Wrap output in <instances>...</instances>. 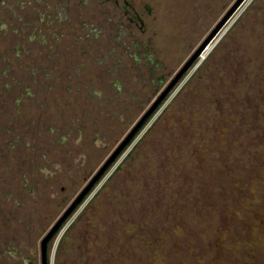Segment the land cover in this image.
Returning <instances> with one entry per match:
<instances>
[{"label":"rangeland","instance_id":"rangeland-1","mask_svg":"<svg viewBox=\"0 0 264 264\" xmlns=\"http://www.w3.org/2000/svg\"><path fill=\"white\" fill-rule=\"evenodd\" d=\"M60 1L0 0V175L13 168L40 187L24 195L37 218L20 210L27 233L37 227L39 257L42 238L212 36L50 242L51 264H264V0L234 10L239 0ZM29 36L51 69L28 63ZM62 76L72 82L52 88ZM63 89L78 99L34 96Z\"/></svg>","mask_w":264,"mask_h":264},{"label":"flooded vegetation","instance_id":"flooded-vegetation-1","mask_svg":"<svg viewBox=\"0 0 264 264\" xmlns=\"http://www.w3.org/2000/svg\"><path fill=\"white\" fill-rule=\"evenodd\" d=\"M63 28H65V26ZM47 29L49 30L51 28L49 26H47ZM53 34H55V33L53 32ZM62 37H64L63 34H61V37L58 40H56V42H55L56 44H58V46L63 39ZM33 38H34V36L32 38H31V36H29V40L33 45L31 47V49L36 52V55L39 57V59L34 58L36 55L32 56L28 60V63H30L32 60H34V62L39 61L43 64L46 63V66H49V65L52 66L51 60L49 61L48 60L49 58L45 57L44 55L42 57V53L39 52L41 47L36 45L37 43H39V41L34 42ZM42 38L44 39L43 35H42ZM52 38L56 39V35H54V36L52 35ZM22 53H25V52L21 51V54ZM63 53H64L63 50L58 51V54H62L61 55L62 59H60V60L63 61V63H62L63 65L57 64L58 65L57 67L60 68L61 71L64 72V70H66L64 63H66V61L68 59H67V56ZM17 64H18V62L16 61V65ZM27 66H29V65H27ZM107 67H109V66H107ZM54 68L55 67L53 66V69ZM48 69H51L50 66ZM16 71L18 72V73L16 72V75H22L21 69H16ZM63 78H65L67 80V82H72V80L69 79L67 76H62V77L57 78V79L52 77V78H50V80H51L50 84L52 85V88H54L53 84H55V83L57 84V82H59V83L64 82ZM46 82H47V78L45 80H43L42 85L44 86V84ZM73 84L75 85V87L73 88L74 93L77 92L79 95V92L82 89H79L78 85L76 83H73ZM76 88H78V89H76ZM47 90H45L46 95L35 94L34 95L35 99L36 98L40 99L41 97H44V99L48 98V101L50 100V101H54V102L56 100L60 99V104H59L60 106L61 105L69 106L68 101L72 102L73 100H75V98L78 99L77 98L78 95L77 96H71L72 92L67 90V89L60 90V92H62V94H58L55 96L49 95ZM61 102H62V104H61ZM35 104H36V102H35ZM49 110H50V113H48V114L47 113H40V115L46 116V117L53 116L52 110L50 108H49ZM64 111H66V110H64ZM34 112H36L35 115H38L37 111L34 110ZM44 112H47V111H44ZM78 112L80 113L79 110H78ZM91 127H92V125L84 126L80 130V134L83 133L84 130L89 129ZM16 173H17V171H15L13 168H11V169H8V171H4V173L2 175H0V195L4 194L7 190L9 193V195L6 198L2 197L0 199V264H42L41 247H40V257H39V251H38L37 245L35 246V236L37 233V227L33 223L30 224V222H28V226L30 225L29 226L30 229L32 227L33 232L27 233L28 227H26V225H24L25 221L21 222V219H20V217H23L21 215L22 211H20V210H24V209H26L27 213H29V214H27V218L31 214V212H33V214L30 216L31 221H33V219L37 218L36 217L37 215L35 214L36 212H34V210H36V209H34V205H33L34 203H33L32 199L29 197V195H27V198L24 195H26L27 192L31 194V191L34 190V188L39 189L40 187H38V185L36 183L35 184L32 183L33 184V186H32V184L29 182V180L26 177L24 180H22L24 178L22 175H21L22 177L19 179V175H17ZM91 178H90V180H91ZM82 190L83 189H81V191ZM18 198L20 201L17 200ZM24 214L26 215V212ZM17 215H19V216L16 217ZM28 234H30V235H28ZM21 242L25 243L23 248H21V245H19V243H21ZM40 245H41V243H40ZM49 252H50V250H49ZM28 254H30L32 256L34 255L33 257L35 260H33V262H31V258L30 259L28 258L29 257ZM49 259H50V255H49Z\"/></svg>","mask_w":264,"mask_h":264},{"label":"water","instance_id":"water-1","mask_svg":"<svg viewBox=\"0 0 264 264\" xmlns=\"http://www.w3.org/2000/svg\"><path fill=\"white\" fill-rule=\"evenodd\" d=\"M241 1L242 0L238 1L236 6L233 8V10L240 4ZM233 10H231L229 15L232 13ZM229 15L225 18V20L229 17ZM225 20H224V22H225ZM224 22H222V24ZM222 24H220V26ZM220 26L217 28V30L220 28ZM217 30H215V32ZM215 32H214V34H215ZM210 38L202 45L200 50L185 63V65L180 69V71L177 73V75L172 80V82L169 84V86L158 96V98L150 106L148 111L142 116V118L140 119L138 124L131 130V132L124 138V140L117 146V148L114 150V152H112V154L108 157V159L100 167L98 172L91 178V180L88 182V184L76 196V198L72 201L70 206L64 211V213L60 216V218L56 221V223L51 227V229L48 231V233L42 238L41 245H40L42 264H51V257L49 259L50 242L53 240V238L61 230L63 224L67 221L69 216L83 202V200L88 195V193L92 190V188L96 185V183H98V181L102 178V176L105 174V172L111 166V164H113L115 162V160L119 157L121 152L125 148H127V146H129V144L132 141L133 136L135 135L137 130L142 126L145 119L147 117H149L156 110V108L160 105V103L166 97V95L169 93V91L172 89V87L177 83V81L180 79V77L186 72V70L190 67V65L196 59L199 52L208 44Z\"/></svg>","mask_w":264,"mask_h":264},{"label":"trees","instance_id":"trees-1","mask_svg":"<svg viewBox=\"0 0 264 264\" xmlns=\"http://www.w3.org/2000/svg\"><path fill=\"white\" fill-rule=\"evenodd\" d=\"M76 47H78V46H76ZM77 49H78V51H79V48H77ZM121 55H122V53H121ZM135 56H136V57H138V55H137V54H136ZM86 58H88V57H87V56H85V59H86ZM123 58H124V57H123V55H122V58H120V60L122 61V60H123ZM88 59H89V58H88ZM89 60H90V59H89ZM138 60H139V59H138ZM131 68H133V67H130V69H131ZM133 70H134V69H131V72H133ZM131 142H132V141H131ZM130 144H131V143H130ZM130 144H129V145H130Z\"/></svg>","mask_w":264,"mask_h":264}]
</instances>
